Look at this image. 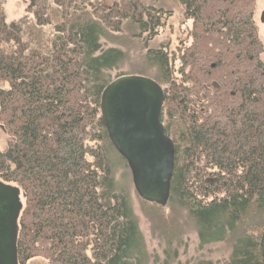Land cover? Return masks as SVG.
<instances>
[{
	"label": "trees",
	"instance_id": "16d2710c",
	"mask_svg": "<svg viewBox=\"0 0 264 264\" xmlns=\"http://www.w3.org/2000/svg\"><path fill=\"white\" fill-rule=\"evenodd\" d=\"M5 2L0 181L20 190L18 264H156L100 115L104 88L130 75L161 87L160 122L174 147L166 206L133 189L164 261H176L191 232L200 249L224 245L227 264H264L258 0H25L10 22Z\"/></svg>",
	"mask_w": 264,
	"mask_h": 264
},
{
	"label": "water",
	"instance_id": "95a60500",
	"mask_svg": "<svg viewBox=\"0 0 264 264\" xmlns=\"http://www.w3.org/2000/svg\"><path fill=\"white\" fill-rule=\"evenodd\" d=\"M264 24V9L260 14ZM161 87L143 76H121L101 94V121L125 160L133 189L146 203L165 207L170 196L174 147L160 122ZM20 190L0 181V264H18L16 241L22 210Z\"/></svg>",
	"mask_w": 264,
	"mask_h": 264
},
{
	"label": "rangeland",
	"instance_id": "374dc122",
	"mask_svg": "<svg viewBox=\"0 0 264 264\" xmlns=\"http://www.w3.org/2000/svg\"><path fill=\"white\" fill-rule=\"evenodd\" d=\"M97 1L101 5L110 7L112 5L113 0H91ZM27 4L25 0H6L4 5V12L6 15L7 22L18 20L20 17L24 15L25 8ZM264 9V0H258L257 8L255 12V24L259 31V38L264 45V24L260 22V14ZM172 28L177 31V21H173L170 24ZM169 30V29H168ZM104 44V43H103ZM104 45L109 46V42H105ZM262 59L264 60V53L262 55ZM7 143V136L0 127V150H3ZM131 178V176H130ZM132 183V182H131ZM131 190V203L136 214L138 220V226L141 231V234L144 238L145 246L149 256L151 257L150 262L154 263L156 259V264H167L164 261L162 256L161 248L158 246L157 241L152 237L150 232L149 224L143 218L142 214L140 213L139 205L137 200L135 199V195L133 189ZM157 255L155 257L154 255ZM228 250L222 244H214L207 247L200 249L198 247L197 239L194 233H185L182 244L177 247V259L173 263L168 264H190L193 260L197 258H206L211 260L214 264H227V257H228ZM152 256L155 257L152 258ZM164 261V262H163Z\"/></svg>",
	"mask_w": 264,
	"mask_h": 264
},
{
	"label": "bare ground",
	"instance_id": "6f19581e",
	"mask_svg": "<svg viewBox=\"0 0 264 264\" xmlns=\"http://www.w3.org/2000/svg\"><path fill=\"white\" fill-rule=\"evenodd\" d=\"M111 83V82H110ZM105 89V88H104ZM101 115V114H100ZM107 133V132H106ZM108 136V135H107ZM109 139V138H108ZM110 141V140H109ZM112 145V144H111ZM113 147V146H112ZM115 150V149H114ZM117 153V152H116ZM118 154V153H117ZM119 155V154H118ZM120 156V155H119ZM121 157V156H120ZM122 158V157H121ZM123 159V158H122ZM124 160V159H123ZM125 161V160H124ZM126 163V162H125ZM127 166V165H126ZM128 168V167H127ZM23 208V207H22ZM22 211V210H21ZM20 215V214H19ZM18 223V221H17Z\"/></svg>",
	"mask_w": 264,
	"mask_h": 264
}]
</instances>
